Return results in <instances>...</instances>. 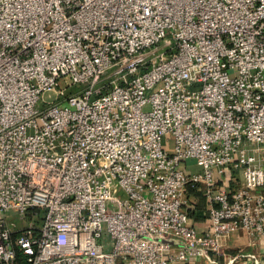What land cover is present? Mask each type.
Listing matches in <instances>:
<instances>
[{"label": "built area", "instance_id": "built-area-1", "mask_svg": "<svg viewBox=\"0 0 264 264\" xmlns=\"http://www.w3.org/2000/svg\"><path fill=\"white\" fill-rule=\"evenodd\" d=\"M253 147L264 0H0V264H220L264 237Z\"/></svg>", "mask_w": 264, "mask_h": 264}, {"label": "crops", "instance_id": "crops-1", "mask_svg": "<svg viewBox=\"0 0 264 264\" xmlns=\"http://www.w3.org/2000/svg\"><path fill=\"white\" fill-rule=\"evenodd\" d=\"M188 201L193 222L202 229L206 228L210 224V203L207 195L190 191ZM219 261L220 264H264V237L255 238L244 231H238L225 241ZM199 264L213 263L202 260Z\"/></svg>", "mask_w": 264, "mask_h": 264}, {"label": "rangeland", "instance_id": "rangeland-1", "mask_svg": "<svg viewBox=\"0 0 264 264\" xmlns=\"http://www.w3.org/2000/svg\"><path fill=\"white\" fill-rule=\"evenodd\" d=\"M170 152H172L171 148H170ZM252 153H255V155L259 157V159L264 163V147H261V149L253 147ZM229 175H230V178L232 179H238V181H242L244 178V170L241 169V171L238 170L236 172H231V173L229 172ZM9 214L10 216H12L9 219L10 222H15L19 224L20 226L22 225L15 211H11Z\"/></svg>", "mask_w": 264, "mask_h": 264}, {"label": "trees", "instance_id": "trees-1", "mask_svg": "<svg viewBox=\"0 0 264 264\" xmlns=\"http://www.w3.org/2000/svg\"><path fill=\"white\" fill-rule=\"evenodd\" d=\"M190 191H194V192H197V193H201V192H198V191H196L195 189H193V188H190ZM189 191V192H190ZM192 215V214H191Z\"/></svg>", "mask_w": 264, "mask_h": 264}]
</instances>
